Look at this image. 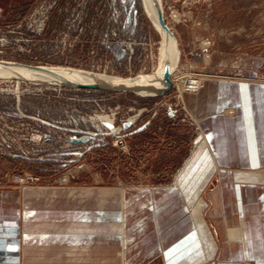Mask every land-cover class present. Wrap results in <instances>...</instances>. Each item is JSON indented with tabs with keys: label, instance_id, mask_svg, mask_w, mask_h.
I'll return each mask as SVG.
<instances>
[{
	"label": "rangeland",
	"instance_id": "obj_1",
	"mask_svg": "<svg viewBox=\"0 0 264 264\" xmlns=\"http://www.w3.org/2000/svg\"><path fill=\"white\" fill-rule=\"evenodd\" d=\"M157 2L180 51L163 96L69 89L0 74V264H168L161 253L148 255L155 240L151 207L157 206L151 194L179 187L206 143L216 158L204 124L221 130L218 156L236 166L215 169L201 195L185 204L192 210L203 201V216L221 244L204 264L229 260L221 233L228 223L214 214L226 206L221 213L231 215L220 198L229 191L225 184L235 171L264 178V165L237 166L250 151L264 155V0ZM161 40L141 0H0L4 62L136 78L155 72ZM192 79L204 82L202 88H190ZM215 80L256 82L245 87L257 126L248 143L242 123L240 129L230 124L243 109V88L230 87L233 102L206 120L199 97L215 94L206 85ZM95 115L116 127L132 123L118 135H98L105 129L96 128ZM75 130L96 135L70 143V136L82 135ZM258 185L264 192V183ZM74 224L86 226L74 249L27 237L43 229L67 234ZM87 235L94 237L89 245Z\"/></svg>",
	"mask_w": 264,
	"mask_h": 264
},
{
	"label": "crops",
	"instance_id": "obj_2",
	"mask_svg": "<svg viewBox=\"0 0 264 264\" xmlns=\"http://www.w3.org/2000/svg\"><path fill=\"white\" fill-rule=\"evenodd\" d=\"M255 84V81H209L206 85L216 88L215 94L213 93L211 96L208 95L205 99L203 95H199V99H201L202 104H204L202 109L207 116L206 120L215 118L218 116V111L222 107L233 102V100L230 101L229 99L232 95L230 87L236 85L237 87L243 88L244 95L242 98H244V100H241L243 109L238 117L233 118V122L230 124L234 128L235 123V128L240 129L238 127V122L240 121L242 123L244 142L248 143L252 137L255 136L257 126L255 124L254 115L252 111L250 112L249 110L252 106L245 87H250ZM238 94L241 95L240 92ZM239 101L238 104L240 103ZM208 113L211 115L208 116ZM228 123L229 121L226 123L224 121L222 122V126ZM204 125L203 128L206 130L207 142H209L216 158L209 157V150L207 151L206 143V145L201 147V156L191 161V163L185 167L189 168V173L185 171V173L180 176L178 180L180 184L179 187H170L151 194V200H154L157 206L154 207L153 205L151 207L152 236L155 240L152 241L153 244L147 243L148 245L150 244V246L147 247L152 249L148 255L154 256L157 253H161L166 260L168 259V264H204L210 257H213L214 254L217 253L221 245L213 238L207 221L203 216V201L200 200L195 209L191 210L186 207V204L198 198L199 194L201 195L209 180L211 172L218 167L236 166V164L230 162L226 163L223 158L218 156V143H220L219 136L222 134L220 132L221 130L214 127V124H212L211 127L207 126V124ZM221 142H223L222 137ZM251 153L250 151L248 156L241 158L237 166L253 168L264 165V155L259 156L257 153ZM233 175L234 179L232 178L231 181L225 184V186L229 188V191L225 192L223 196L220 197L231 205V215L229 216V214H225V212L221 213V210H223V208L225 210L226 206L219 207L214 213L220 217L224 224L228 223L225 226L226 229H221V233L224 246L231 248V251L227 253L229 260L220 262L219 264H244L242 263L243 261H253L254 264H264V192L263 187L258 185L264 183V178L258 177L257 173L254 171H235ZM154 195L158 196L156 198L157 200L154 199ZM148 198L149 197L146 196L144 199L148 200ZM160 201L163 202L161 203ZM166 202L169 204L167 208L165 207V205H167ZM80 226L83 227L84 225L74 224L73 227L76 228H69L67 234H63L65 231L43 229V231H37L38 233H31L27 235V237L33 239L35 242L38 241L40 245L43 243V246L54 243L57 245H70L72 246L71 249H74V247L80 245L81 242L79 231L82 228ZM146 227H148V225H143L141 228L146 231ZM75 233H78V235ZM111 238L112 237H110V239ZM90 239H94V237L87 235L85 245L90 244ZM121 246H123V244H121ZM120 249L123 250V247ZM123 253H125L124 250Z\"/></svg>",
	"mask_w": 264,
	"mask_h": 264
},
{
	"label": "water",
	"instance_id": "obj_3",
	"mask_svg": "<svg viewBox=\"0 0 264 264\" xmlns=\"http://www.w3.org/2000/svg\"><path fill=\"white\" fill-rule=\"evenodd\" d=\"M154 11H155L156 20L160 28L163 30V32L168 37L173 39V41L175 42L176 48L179 49L176 37L171 31V29L168 27V25L165 23L160 6L157 5L156 3L154 5ZM23 68L43 71L42 72L43 76L28 77L19 71L20 69H23ZM0 72H3V74L7 76H13V77L21 78L24 80L36 81V82L46 83L50 85H56L62 88L95 90V91L96 90L125 91V92H132L134 94L141 95V96H163L171 89V86H172V82L170 79L172 71L169 69V66H166L165 69L163 70L162 78H161V87H154V86L140 87L139 85L135 83V81L132 78L120 79L118 81L100 80V81H95V82H79V81H75V80L57 75L55 73H52L51 71L47 70L46 67H43V66L22 65L18 63L4 62V61H0ZM51 73L53 76L51 75ZM95 120L100 124V125L99 124L95 125L96 128L102 127L105 129V131H102L101 129H99L97 133L98 135H108V134L118 135V133L121 130L128 128L130 124L132 123L130 120H128L122 123V127H116L113 124V121L111 118L107 116H100V115H95L93 121ZM144 127L145 125L143 124L133 129L132 133L140 131ZM75 131L81 132L82 135L79 137L70 136L68 139L70 143H86L92 139L93 134L96 135L95 133H91V132H85V131H79V130H75ZM94 146L95 145L88 146L86 149L89 150L90 148Z\"/></svg>",
	"mask_w": 264,
	"mask_h": 264
},
{
	"label": "bare ground",
	"instance_id": "obj_4",
	"mask_svg": "<svg viewBox=\"0 0 264 264\" xmlns=\"http://www.w3.org/2000/svg\"><path fill=\"white\" fill-rule=\"evenodd\" d=\"M141 1L144 5L145 11L147 12L149 18L152 20L157 30L159 31L162 40H161L160 49H159V63H158V66L155 72L151 75H140L132 79L140 87H145V86L161 87V78H162L163 70L165 69L166 66H169V69L172 72L174 71L175 68H177L180 51L179 49L176 48L175 42L173 41V39L168 37L163 32V30L160 28L156 20L154 5L155 3L159 5L157 0H141ZM45 67L47 70L51 71L52 73H55L57 75H60V76H63V77H66V78H69L75 81H79V82H95V81H100V80H110V81L120 80V78H117V77L86 73V72H82L80 70L71 69V68L47 67V66ZM19 71L28 77L43 76V73H42L43 71L27 69V68L20 69ZM1 73L3 74V72H0V74ZM126 79H129V78H126ZM203 83L204 82H201L199 79H192L189 81V87L193 89L194 88L199 89V88H202ZM228 110L231 112L230 109Z\"/></svg>",
	"mask_w": 264,
	"mask_h": 264
},
{
	"label": "flooded vegetation",
	"instance_id": "obj_5",
	"mask_svg": "<svg viewBox=\"0 0 264 264\" xmlns=\"http://www.w3.org/2000/svg\"><path fill=\"white\" fill-rule=\"evenodd\" d=\"M75 144V143H74Z\"/></svg>",
	"mask_w": 264,
	"mask_h": 264
}]
</instances>
